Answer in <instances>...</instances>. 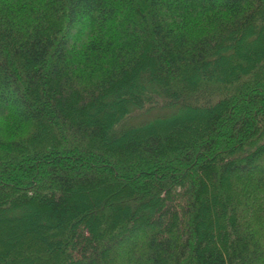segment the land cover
<instances>
[{"label": "trees", "instance_id": "16d2710c", "mask_svg": "<svg viewBox=\"0 0 264 264\" xmlns=\"http://www.w3.org/2000/svg\"><path fill=\"white\" fill-rule=\"evenodd\" d=\"M0 264H264V0H0Z\"/></svg>", "mask_w": 264, "mask_h": 264}, {"label": "rangeland", "instance_id": "374dc122", "mask_svg": "<svg viewBox=\"0 0 264 264\" xmlns=\"http://www.w3.org/2000/svg\"><path fill=\"white\" fill-rule=\"evenodd\" d=\"M140 119V118H139ZM139 119H137V121H139Z\"/></svg>", "mask_w": 264, "mask_h": 264}]
</instances>
